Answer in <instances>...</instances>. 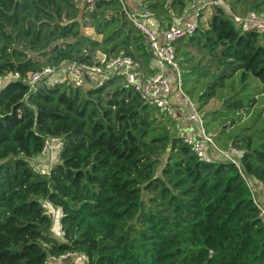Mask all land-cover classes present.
I'll return each mask as SVG.
<instances>
[{
	"label": "trees",
	"instance_id": "obj_1",
	"mask_svg": "<svg viewBox=\"0 0 264 264\" xmlns=\"http://www.w3.org/2000/svg\"><path fill=\"white\" fill-rule=\"evenodd\" d=\"M191 1L145 0V7L170 23ZM225 1L234 15L240 6L242 19L264 13V0ZM88 27L100 39L85 34ZM121 52L144 76L159 68L116 1L0 0V76L23 78L45 66L93 64L99 54L111 59ZM176 57L203 119L202 108L236 74L240 85L224 99L226 112L256 105L250 77L264 95V32L247 29L221 7L176 43ZM182 130L176 118L141 99L123 74L97 88L58 84L30 91L21 80L5 82L0 264H50L67 253L85 255L86 264H264V225L242 177L264 188V127L230 135L229 145L243 152L240 169L199 159ZM50 137L62 141L57 162L48 174L36 173L30 161ZM44 201L62 209V237L52 231Z\"/></svg>",
	"mask_w": 264,
	"mask_h": 264
},
{
	"label": "built area",
	"instance_id": "obj_2",
	"mask_svg": "<svg viewBox=\"0 0 264 264\" xmlns=\"http://www.w3.org/2000/svg\"><path fill=\"white\" fill-rule=\"evenodd\" d=\"M86 2L97 1H116L121 7L127 19L140 31L143 35L144 43L154 55L159 70L151 75L144 76L138 71L137 64L129 56L121 52L118 56L105 59V56L99 54L96 63H61L58 66H45L41 70L28 72L25 77H21L19 73H7L0 76V87L9 81L21 80L29 87L30 91H35L39 85L54 86L58 84H72L76 87H84L89 84L90 87H100L106 80L116 74H123L124 81L138 90L141 99L145 102L154 104L161 111L170 114L173 118H178L179 111L187 110L183 113L185 120L192 126V131L188 132L184 137V143L187 144L191 151L196 154L199 159L205 162L212 160L229 162L240 169V160L243 156L242 150L235 146L228 145L226 148L220 147L214 141L213 136L206 131L205 122L198 111L197 105L191 99L183 84V73L176 57V43L188 38L194 34L203 16L204 10L207 8L221 7L229 15L234 16L229 5L225 0H192L188 8L181 15L175 16L173 20L163 22L155 19V16L145 7V0H85ZM252 19L257 18L261 21L258 28L260 32H264V13L260 15H248ZM246 18H249V17ZM240 19L242 23L244 19ZM245 24V23H244ZM163 38V42H159ZM167 70L171 71V79L166 76ZM154 89V92L151 90ZM62 146V141L58 137L47 138L40 156L30 161V166L36 173L48 174L52 166H45L40 163L42 156L51 155L54 150L56 157L58 156ZM56 163V162H55ZM252 192V200L259 210V217L264 225V206L258 199L255 185L242 176ZM42 208L52 222H57L60 228L59 234L62 237L61 225L59 221L63 217L60 207L51 205L44 201ZM86 264L87 257L83 254L67 253L58 258H52L57 264H74L73 259Z\"/></svg>",
	"mask_w": 264,
	"mask_h": 264
},
{
	"label": "rangeland",
	"instance_id": "obj_3",
	"mask_svg": "<svg viewBox=\"0 0 264 264\" xmlns=\"http://www.w3.org/2000/svg\"><path fill=\"white\" fill-rule=\"evenodd\" d=\"M211 9L212 8H207L206 10H204L202 19L200 21L201 24H204L205 21H207ZM235 11L237 13V14L235 13L234 15L235 17L242 15L240 6H236ZM235 17L233 18L236 20ZM248 17L249 18H245V20L242 22V23H245L246 27L254 28L255 25L261 24V21L258 20L257 18L252 19L250 16ZM237 21L240 22V19H238ZM83 32L87 35L92 36L94 39H97V40L100 39V36L95 35L90 27L83 29ZM159 42L160 43L163 42V38H161ZM190 51L192 54H195V50H190ZM182 57L184 61L188 60V56L182 54ZM158 70L159 68L157 69V71ZM171 75H172L171 71L167 70L166 76L168 77L169 80L171 79ZM247 84H248V93L254 96L257 100L256 105L252 107L250 112L242 111V112L228 113L223 109L224 99H226L229 95H231L233 91L235 90V88H237L240 85L239 74H236L232 78L231 84L227 86L226 89L222 93L219 94L218 98L212 99L211 101H209V103L205 107H203L201 110L205 117L204 119L206 121L207 133L211 134V136L214 137L215 141L219 143V145H221L222 147H226L229 145V142H230L229 137L233 132L239 133L240 136H249L250 134H257V132L262 130L264 127V95L260 93L261 92L260 84L257 81H255L253 77H250L247 79ZM85 87L89 88L90 85L87 84L85 85ZM185 87H186V90L190 89L192 87V83L190 82L186 83ZM199 89L200 90L203 89L202 83L198 84L197 91L195 92L196 95ZM151 91L154 92V89H152ZM196 95L194 96V98H196ZM183 113L187 114L188 111L182 110V111H179L178 113L177 120L179 121L181 128H184L183 123L186 122ZM228 121H230V124L232 126H229L226 129H224L225 127L223 126L226 123H229ZM184 129H188L187 132H191L192 126L188 123L186 124ZM184 129L182 130V132H184ZM39 161L45 166L54 165L55 162H57V157L55 155L54 150L52 151L51 155L48 153L47 156H42ZM249 181L253 183L255 186L257 185V182L254 181V179L251 178ZM258 187L260 189L262 188L261 185H258ZM263 191H264V188H263ZM256 196L258 197V199L260 196L261 203L264 206V192H260V194L259 195L257 194ZM52 223L56 224V225H53L52 231L55 232L56 236H61L59 234L60 228L57 222H52ZM73 261L75 262L74 264H81V262L76 260V258H74ZM50 264H57V262L54 260H51Z\"/></svg>",
	"mask_w": 264,
	"mask_h": 264
},
{
	"label": "crops",
	"instance_id": "obj_4",
	"mask_svg": "<svg viewBox=\"0 0 264 264\" xmlns=\"http://www.w3.org/2000/svg\"><path fill=\"white\" fill-rule=\"evenodd\" d=\"M258 26H259V24H258V25H255L254 28H258ZM158 66H159V65H158ZM183 121H184V120H183ZM183 121H182V122H183ZM186 124H188V123H187V122H184V123H183V125H184L183 127H184V128H185ZM184 128H183V129H184ZM187 131H188V129H184V132L187 133ZM220 146H221V145H220ZM226 147H227V146H226ZM226 147H224V148H226ZM254 181H255V180H254ZM258 185H261V184L257 182V185L255 186V189H256L257 194L259 195L260 192H264V191H263V186L261 185L262 188L260 189V188L258 187ZM259 199H260V196H259Z\"/></svg>",
	"mask_w": 264,
	"mask_h": 264
}]
</instances>
